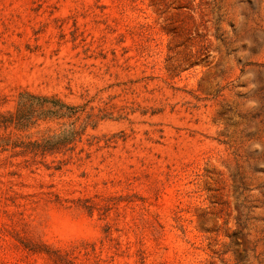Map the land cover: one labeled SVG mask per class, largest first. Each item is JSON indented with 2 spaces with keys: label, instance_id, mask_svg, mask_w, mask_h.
Here are the masks:
<instances>
[{
  "label": "rangeland",
  "instance_id": "rangeland-1",
  "mask_svg": "<svg viewBox=\"0 0 264 264\" xmlns=\"http://www.w3.org/2000/svg\"><path fill=\"white\" fill-rule=\"evenodd\" d=\"M0 264H264V0H0Z\"/></svg>",
  "mask_w": 264,
  "mask_h": 264
},
{
  "label": "trees",
  "instance_id": "trees-1",
  "mask_svg": "<svg viewBox=\"0 0 264 264\" xmlns=\"http://www.w3.org/2000/svg\"><path fill=\"white\" fill-rule=\"evenodd\" d=\"M19 109L17 113V125L19 127H28L32 124L34 115L48 117H65L72 116L76 111V106L64 102L60 98L48 95H40L30 91H23L19 96ZM77 136V132L72 129L64 134L56 135V141L53 145H63L72 141ZM48 140L47 143H50Z\"/></svg>",
  "mask_w": 264,
  "mask_h": 264
}]
</instances>
